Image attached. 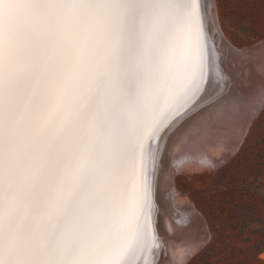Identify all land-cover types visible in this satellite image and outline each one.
Wrapping results in <instances>:
<instances>
[{"label":"snow or ice","instance_id":"snow-or-ice-1","mask_svg":"<svg viewBox=\"0 0 264 264\" xmlns=\"http://www.w3.org/2000/svg\"><path fill=\"white\" fill-rule=\"evenodd\" d=\"M218 25L213 0H0V264H150L155 154L214 55L228 78Z\"/></svg>","mask_w":264,"mask_h":264},{"label":"bare ground","instance_id":"bare-ground-1","mask_svg":"<svg viewBox=\"0 0 264 264\" xmlns=\"http://www.w3.org/2000/svg\"><path fill=\"white\" fill-rule=\"evenodd\" d=\"M212 20L215 24V13ZM216 31L220 36L217 47L224 57L222 67L228 78L220 77L218 58L214 55L216 86L206 91L202 86L201 94L193 102L199 108L176 118L179 123L174 134H169L161 151L155 154L153 168L159 178L156 200L160 212L157 215L154 201L153 224L161 247H153L147 255L150 264H183L205 245L209 231L202 214L177 195L176 186L172 188L174 174L186 167L202 168L225 161L239 148L250 122L264 106V43L243 53L226 36L220 20ZM212 46L210 39L209 47Z\"/></svg>","mask_w":264,"mask_h":264},{"label":"rangeland","instance_id":"rangeland-1","mask_svg":"<svg viewBox=\"0 0 264 264\" xmlns=\"http://www.w3.org/2000/svg\"><path fill=\"white\" fill-rule=\"evenodd\" d=\"M215 2L222 30L236 47L253 49L264 43V0ZM261 109L225 161L174 174L172 188L197 208L209 231L205 245L183 264H264V106Z\"/></svg>","mask_w":264,"mask_h":264}]
</instances>
